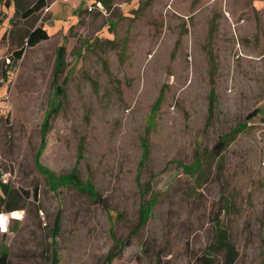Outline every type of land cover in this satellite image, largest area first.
<instances>
[{"label": "rangeland", "instance_id": "rangeland-1", "mask_svg": "<svg viewBox=\"0 0 264 264\" xmlns=\"http://www.w3.org/2000/svg\"><path fill=\"white\" fill-rule=\"evenodd\" d=\"M5 1L0 264H264V0Z\"/></svg>", "mask_w": 264, "mask_h": 264}, {"label": "trees", "instance_id": "trees-1", "mask_svg": "<svg viewBox=\"0 0 264 264\" xmlns=\"http://www.w3.org/2000/svg\"><path fill=\"white\" fill-rule=\"evenodd\" d=\"M4 0H0V4H2ZM98 3H101L103 6L105 7H109L111 4L112 0H97ZM6 7H9L10 2L9 0H6L5 3L3 4ZM47 6V2L46 0H37L30 8H28L27 10H25L22 13V18L24 19H29L30 17L36 15L37 13H39L40 11H42L44 8H46ZM50 39V35L48 33V31L44 28V27H37L34 30H32L26 37V44L27 47H35L36 45H38L41 42L47 41ZM63 51V50H62ZM25 52V48L24 47H20L19 50L15 51L13 54L12 59L13 60H20L23 57V54ZM6 77V76H5ZM61 92V89L59 88V86L55 87V95L56 97L59 96ZM256 114H253L250 118L252 119L253 116H255ZM228 142L224 141V140H220L217 145L214 147V150L217 152L218 156H220L223 151L226 149ZM73 181V183L77 186H79L80 182L77 179V177L73 176L71 177V179ZM0 189L6 194H8V187L6 186V184L3 183L2 181V175L0 173ZM86 192L88 193H93L95 194V191L93 190V188L88 187L85 188ZM28 197L30 196L29 193ZM35 195H38V189L36 188L35 190ZM211 251H214V253L218 252V251H223L226 255L227 258L231 259V256L235 253V249L233 248V246L228 242V237H227V232L225 230H220L219 234H218V238L216 243L209 249ZM212 255H209L205 258H203V261L201 264H218L214 258H212ZM6 256L3 257V259H1L2 263H6ZM231 262V260H230Z\"/></svg>", "mask_w": 264, "mask_h": 264}, {"label": "crops", "instance_id": "crops-1", "mask_svg": "<svg viewBox=\"0 0 264 264\" xmlns=\"http://www.w3.org/2000/svg\"><path fill=\"white\" fill-rule=\"evenodd\" d=\"M66 1V2H65ZM46 0L47 6L39 13H44V10L47 11V19L45 20L44 25H42L49 33V29L57 28V33L64 34L68 25H70L73 20L78 21L79 16L77 17L76 14L80 11L85 10L91 0ZM15 7V6H14ZM12 11V3L8 7ZM16 13V8L14 10ZM14 13H9L8 18L4 15L1 24H5L8 26L9 24L14 22ZM37 13V14H39ZM7 19V20H6ZM6 21H8L6 23ZM74 21V22H75ZM15 23V22H14ZM49 35H51L49 33Z\"/></svg>", "mask_w": 264, "mask_h": 264}, {"label": "clouds", "instance_id": "clouds-1", "mask_svg": "<svg viewBox=\"0 0 264 264\" xmlns=\"http://www.w3.org/2000/svg\"><path fill=\"white\" fill-rule=\"evenodd\" d=\"M16 218L20 219L22 217H16ZM6 231H7V218L3 215H0V232H6Z\"/></svg>", "mask_w": 264, "mask_h": 264}]
</instances>
